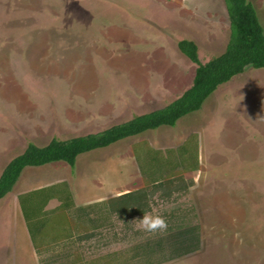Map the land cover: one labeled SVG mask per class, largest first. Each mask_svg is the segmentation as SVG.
Returning <instances> with one entry per match:
<instances>
[{
    "label": "rangeland",
    "instance_id": "obj_1",
    "mask_svg": "<svg viewBox=\"0 0 264 264\" xmlns=\"http://www.w3.org/2000/svg\"><path fill=\"white\" fill-rule=\"evenodd\" d=\"M249 1L264 29V0ZM229 38L224 0H0V175L29 144L65 141L105 128L96 125L102 115L73 114L68 107L78 105L67 103L70 99L103 96L119 103L129 98L131 112L118 122L163 108L188 90L195 77L196 65L179 52L178 43L193 41L199 60L206 63L225 51ZM117 107L112 117L122 112ZM78 118L93 124L71 129L68 122ZM178 125H199V151L193 136L172 154H145L142 147L135 154L143 172L148 162L160 167L166 155L173 166L193 167L198 157L202 160L199 190L185 201H154L153 208L155 216L171 210L180 215L173 229L189 221L199 230L170 231L171 246L164 252L155 248L150 256L144 244L161 239L166 229L147 232L143 217H123L131 221L128 229L117 226L119 247L99 250L92 248L96 242L88 246L79 240L70 258L55 264H103V251L106 264H147L163 257L165 262L157 264H264V69L249 68L218 87ZM99 155L92 154L95 159ZM160 170L156 178H161ZM63 188L49 191L61 193ZM48 193H37V201ZM14 194L0 200V264H33L13 215ZM74 225L81 235L82 228ZM181 243L185 247L177 246Z\"/></svg>",
    "mask_w": 264,
    "mask_h": 264
},
{
    "label": "crops",
    "instance_id": "obj_2",
    "mask_svg": "<svg viewBox=\"0 0 264 264\" xmlns=\"http://www.w3.org/2000/svg\"><path fill=\"white\" fill-rule=\"evenodd\" d=\"M175 68L178 70L179 67L175 65ZM146 84L148 87L151 86L149 82ZM148 96L153 98L150 92ZM181 96L175 97L169 104ZM70 100L72 101L67 103H76L78 105L76 107H68V109L73 111V114L79 110L83 111L84 116L102 115L101 120L98 122L99 124L96 125L105 126L103 129L96 127L95 131L82 134L79 137L98 134L113 126L123 124L169 105L167 104L163 108L147 113L136 114L127 117L123 122H118L120 118L129 116L131 112L129 98L128 101L122 98L119 103L114 98L103 96H83ZM118 104L122 112L112 117V115L114 116L113 111L118 109ZM135 107L138 110L136 105ZM105 114L109 117L106 118ZM113 118L117 119L114 121ZM181 119L174 126H162L137 137L117 142L110 147L94 150L98 152L92 154H100L97 159L93 158L92 154L84 157H81L83 155L81 154L77 157L74 167H70L64 162H56L41 167L25 168L11 194L15 193V211H13V215L18 219L20 233L27 248V255L30 256L33 264H55L61 258L62 261H64L63 258L65 260L70 258L71 250L79 240L82 241V244H88V246L96 242L97 245L92 248L96 246L99 250L116 249L121 245V235L119 232L117 233L120 230L118 227L125 226L128 229L130 226L131 220H123V217L132 219V217L142 218L143 215L155 216V212L157 213L158 211L153 209L154 201L161 200L163 203L165 199L185 201L190 198V193L199 186L200 167L203 163L202 160H199V157L195 166L186 167L183 164L178 166L170 165L167 161L171 158V155H166L164 161L162 159L158 162L160 167L153 166L154 161L148 162V170L143 172L135 154L137 147H142L141 150L145 154H149L150 150L152 152L172 154L181 147L182 143L193 136L196 137L199 151V125L180 128L181 126L178 123ZM91 124L93 123L80 118L76 119V121L70 120L68 122V126L71 129L75 127L76 131H82L84 128L89 129L88 127H91ZM151 131H157L158 133H149ZM179 131H181L180 135ZM52 140L57 139L53 138L46 144L35 146L39 148L45 147ZM116 147L121 148L122 151L112 154L107 153L108 150ZM157 168L162 169L160 170L161 178H156L159 173V171L156 173ZM57 185H64L62 192L50 193L49 190ZM16 187L17 190L14 192ZM47 191L49 193L42 199L43 201H37V193H46ZM39 201H41L39 204L41 206L38 208ZM174 211L171 210L170 212H162L156 215L164 218L167 228L165 230L166 234L161 239L156 242L149 240L144 244V247L149 249L150 256L153 255V249L155 248L164 252V249L170 244V231L185 233L199 230L198 225L189 223V221L180 222L177 228L173 229L172 226L174 224L177 225V217L180 216ZM114 218H116L117 222H115ZM74 224L82 228V233H79L81 235L77 236L75 234ZM170 228L172 229L170 230ZM47 229L48 232L46 231ZM182 241L185 242L184 235L182 236ZM37 242L39 246H37ZM179 244H177L178 247L181 246ZM105 257L106 252L103 251V264H106ZM108 258L118 262L116 261L117 257L114 255L113 257L109 255ZM150 260H148L147 264L165 262L164 257L158 261ZM76 264L84 263L79 262Z\"/></svg>",
    "mask_w": 264,
    "mask_h": 264
},
{
    "label": "trees",
    "instance_id": "obj_3",
    "mask_svg": "<svg viewBox=\"0 0 264 264\" xmlns=\"http://www.w3.org/2000/svg\"><path fill=\"white\" fill-rule=\"evenodd\" d=\"M224 2L230 21V38L222 54L202 63L198 57V47L193 41L183 40L178 43L179 51L196 65L193 84L181 97L163 109L98 134L67 141L52 140L42 148L29 144L21 155L12 159L3 169L0 175V200L13 192L27 167H41L56 162L74 167L81 154L110 147L162 126H174L182 117L200 110L218 87L244 74L249 68L264 69V29L255 7L249 0ZM182 246L185 247V244L181 243ZM175 257L179 255L172 258Z\"/></svg>",
    "mask_w": 264,
    "mask_h": 264
},
{
    "label": "clouds",
    "instance_id": "obj_4",
    "mask_svg": "<svg viewBox=\"0 0 264 264\" xmlns=\"http://www.w3.org/2000/svg\"><path fill=\"white\" fill-rule=\"evenodd\" d=\"M141 226L147 232H156L163 231L167 228L166 221L163 217L160 216H151V215H143L142 220H140Z\"/></svg>",
    "mask_w": 264,
    "mask_h": 264
}]
</instances>
